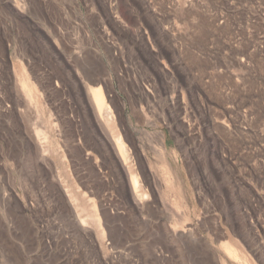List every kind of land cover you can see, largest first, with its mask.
<instances>
[{
    "label": "rangeland",
    "instance_id": "rangeland-1",
    "mask_svg": "<svg viewBox=\"0 0 264 264\" xmlns=\"http://www.w3.org/2000/svg\"><path fill=\"white\" fill-rule=\"evenodd\" d=\"M0 264H264V0H0Z\"/></svg>",
    "mask_w": 264,
    "mask_h": 264
},
{
    "label": "bare ground",
    "instance_id": "bare-ground-1",
    "mask_svg": "<svg viewBox=\"0 0 264 264\" xmlns=\"http://www.w3.org/2000/svg\"><path fill=\"white\" fill-rule=\"evenodd\" d=\"M86 93L99 128L104 132L109 143H111L115 155L125 170L126 178L133 195L136 196L135 198L137 200H144L147 197L145 185L143 184V180L140 179L137 170L134 168L133 154L118 131L114 113L109 106L102 87L99 84L96 86L86 84ZM164 179L168 181V176L165 175Z\"/></svg>",
    "mask_w": 264,
    "mask_h": 264
}]
</instances>
